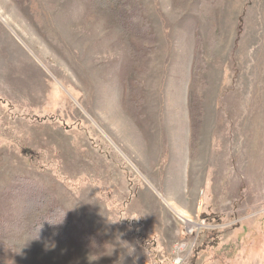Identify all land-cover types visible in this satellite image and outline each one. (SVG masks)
Listing matches in <instances>:
<instances>
[{"label": "rangeland", "instance_id": "rangeland-1", "mask_svg": "<svg viewBox=\"0 0 264 264\" xmlns=\"http://www.w3.org/2000/svg\"><path fill=\"white\" fill-rule=\"evenodd\" d=\"M140 2L131 64L88 0H0V210L30 178L105 244L28 264H264V0Z\"/></svg>", "mask_w": 264, "mask_h": 264}, {"label": "trees", "instance_id": "trees-1", "mask_svg": "<svg viewBox=\"0 0 264 264\" xmlns=\"http://www.w3.org/2000/svg\"><path fill=\"white\" fill-rule=\"evenodd\" d=\"M13 1L20 4V0ZM88 4L106 13L120 39L128 45L131 64L144 58L145 45L152 42L154 34L143 16L145 9L140 0H88ZM195 80L194 70L188 96L193 133L197 117L194 115ZM0 243L14 247L19 259L26 260L27 264L42 249L59 252L74 247L97 255L105 248L100 235L72 218L41 182L21 177L14 178L1 195Z\"/></svg>", "mask_w": 264, "mask_h": 264}, {"label": "bare ground", "instance_id": "bare-ground-1", "mask_svg": "<svg viewBox=\"0 0 264 264\" xmlns=\"http://www.w3.org/2000/svg\"><path fill=\"white\" fill-rule=\"evenodd\" d=\"M190 224V223H189Z\"/></svg>", "mask_w": 264, "mask_h": 264}]
</instances>
